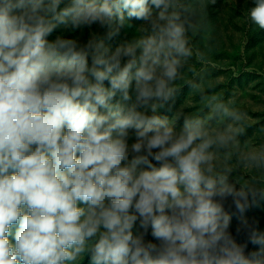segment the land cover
Here are the masks:
<instances>
[{
	"label": "clouds",
	"instance_id": "1",
	"mask_svg": "<svg viewBox=\"0 0 264 264\" xmlns=\"http://www.w3.org/2000/svg\"><path fill=\"white\" fill-rule=\"evenodd\" d=\"M251 4L264 30V0ZM189 12L185 0H0V264H264V231L244 215L264 190L237 189L218 162L238 129L160 114L193 56Z\"/></svg>",
	"mask_w": 264,
	"mask_h": 264
},
{
	"label": "rangeland",
	"instance_id": "2",
	"mask_svg": "<svg viewBox=\"0 0 264 264\" xmlns=\"http://www.w3.org/2000/svg\"><path fill=\"white\" fill-rule=\"evenodd\" d=\"M249 1L251 0H216L213 14L209 19L215 26L213 45L218 48L217 61H211L205 57L204 62L197 60L195 52L197 53L199 48L195 45L193 38L198 35V31L192 29L189 46L193 49V56L180 70L181 78L176 81V88L179 90L176 105L167 116L171 118L178 113L181 117L199 118L206 127L223 129L226 125L232 124L237 128L238 134L234 143L228 149L217 151L218 162L231 169L228 174L230 184H233L237 189L251 188L259 192L264 190V161H260L258 166L248 157L252 154L257 156L264 154V67L247 66L246 73H238L235 71V67L234 71L230 72L232 66H223V40H228L230 43L232 37L237 42L245 33L243 29L244 22L248 19ZM203 10L204 7L195 16L193 28L200 22L196 19L198 15L203 14ZM223 18L227 22V27L224 29ZM133 23L134 28L121 32L120 35L123 36V39L115 38L112 43L108 44L109 40L106 43L114 50L121 43L132 39L137 34L136 27L140 25L139 21ZM96 31L102 33L100 29H96ZM208 33V30L204 32L205 42L208 41ZM77 35L80 36V34ZM87 38L88 33L85 31L80 39L84 41ZM231 48V46L228 47L229 50ZM260 53L255 60L257 63L264 60V51ZM210 64L215 70L210 71L208 75L202 73L203 69ZM230 77L233 78L232 83H228ZM193 85L198 87H193ZM226 92H228V97L225 96ZM212 97L217 99L212 100ZM216 104H223L230 110L241 113V120L233 121L231 118H222L219 112L214 110ZM223 119L227 120L224 125ZM237 150L247 156V161L243 164L239 163L241 154L236 155ZM255 207L260 219V228H264V223H261V220H264V198L258 197ZM225 209L231 214L230 231L239 241L236 229L240 226V215L232 207L230 200L225 205ZM244 215L247 219V214ZM84 264H87L86 260Z\"/></svg>",
	"mask_w": 264,
	"mask_h": 264
},
{
	"label": "trees",
	"instance_id": "3",
	"mask_svg": "<svg viewBox=\"0 0 264 264\" xmlns=\"http://www.w3.org/2000/svg\"><path fill=\"white\" fill-rule=\"evenodd\" d=\"M185 3L190 6V12L188 13V20L191 24V27L188 31V37H191L190 32L192 29L198 31V35L195 36L193 39L195 45L199 48L198 52L202 53L203 56L211 61H217V50L218 48H215L213 45L214 43V35H215V26L213 24V21L209 19V17L213 14L214 5L210 3V0H185ZM249 8L252 6L251 1H249ZM201 5H204L203 14H200L197 16L196 20H200L199 23H197L196 27L194 25L195 16L201 12ZM248 8V9H249ZM227 27V22H225V18H223V29ZM208 30V41L205 42V35L204 32ZM245 33L242 35L239 41L235 42L232 37V42L228 43V40H223V66H232L233 68L230 70V72L235 71L238 73H246L245 68L247 66H256L259 65L261 68L264 67V60L261 62H255L258 55H260L262 51H264V30L259 29L257 26L253 25L249 19H247L246 22H244V29ZM65 35H68L65 33ZM123 39L122 35L114 37L112 40H109L108 44L112 43L114 39ZM205 43V44H204ZM209 46V47H208ZM231 46V50L228 49V47ZM196 47V46H195ZM113 49V48H112ZM196 54V52H195ZM235 67V68H234ZM215 68L210 64L207 68L203 69L202 73H205L206 75L209 74L210 71H214ZM229 82L232 83L233 78H228ZM179 90H177L176 96L174 101L169 103L167 108L162 111L161 115H169L170 110L174 109V105H176L177 96H178ZM225 96L228 97V92L225 93ZM119 99V97H117ZM227 120L223 119V125L225 124ZM249 132V129H247ZM236 155H240V151L237 150ZM247 161V156L245 154H241L239 163L243 164ZM260 197L259 194L256 197ZM251 199V198H250ZM256 202L247 209L245 214H247V221L250 225L254 227H258L261 231H264V228H260V219L257 215L256 211ZM264 223V220H261V223ZM240 243H244L247 240V233L245 231H241V233L238 235ZM249 249L252 250L253 246L249 244Z\"/></svg>",
	"mask_w": 264,
	"mask_h": 264
}]
</instances>
